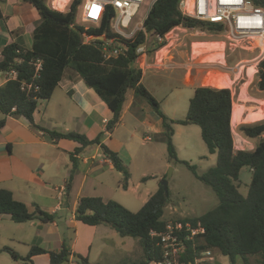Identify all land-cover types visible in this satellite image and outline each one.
I'll return each instance as SVG.
<instances>
[{"label":"trees","instance_id":"16d2710c","mask_svg":"<svg viewBox=\"0 0 264 264\" xmlns=\"http://www.w3.org/2000/svg\"><path fill=\"white\" fill-rule=\"evenodd\" d=\"M32 4L41 16V22L33 32L31 49L16 43L4 47L0 58V74L17 73L15 79L8 80L0 87V129L6 117H23L32 127L47 133L58 142L62 139L77 142L80 147L71 153V161H76L82 149L91 145H101L116 171L122 173L121 185L129 187L130 174L119 154L101 143L102 135L90 140L73 132H58L36 126L34 114L40 102L52 98L59 86L65 70L72 69L93 88L112 111L113 117L107 123L106 131L112 134L119 125L130 91L143 97L154 108L163 121L162 141L167 144L170 161L183 163L191 169L196 178L209 187L217 196L219 204L201 216H187L173 221L164 218L170 202V192L166 195L163 186L151 195L142 209L136 213L129 211L115 201L105 202L101 197H82L76 209V219L89 226L105 225L115 230L121 237H131L140 241L143 256L132 264H147L162 257L160 238L152 232L162 234L169 223H198L205 232L187 243L182 262L194 264L202 257V252L213 250L230 258L234 264L237 257L243 264H264V122L242 125L241 132L250 139L259 138L253 150H235L232 131L234 99L231 89L210 86L196 87L189 103L188 113L183 120H173L161 110L160 103L143 85V71L138 66L141 55L137 50L146 45L151 57L163 48L165 43L156 42L181 27L219 33L222 27L208 24L185 16L180 10L181 0H156L151 7L144 26L146 34L139 32L134 42L126 40L123 53L109 60L105 59L106 43L98 37L115 38L109 26V17L100 26L82 24L78 21L81 0L72 4L68 12L52 10L47 0H22ZM3 17L0 9V19ZM92 26V27H89ZM92 37L87 41V37ZM152 37L155 41L148 46ZM116 44H110L114 48ZM41 69L37 71V64ZM31 86V88H29ZM258 87L264 92V60L259 64ZM196 125L209 153L217 156L216 165L199 175L196 166L180 161L174 144L175 125ZM252 170V180L247 197H244L236 182L242 168ZM74 171V168L73 170ZM72 175L68 180L67 192L71 187ZM0 215H7L17 224L40 220L54 221L55 216L36 207L30 211L26 204L15 199L9 190L0 188ZM0 248V253H1ZM70 247L64 245L60 252H50V264H65L69 261ZM11 259L31 261L32 257L45 254V250L32 247L26 257L7 248ZM83 264H90L79 255ZM202 264H218L204 262Z\"/></svg>","mask_w":264,"mask_h":264},{"label":"crops","instance_id":"0c3cea01","mask_svg":"<svg viewBox=\"0 0 264 264\" xmlns=\"http://www.w3.org/2000/svg\"><path fill=\"white\" fill-rule=\"evenodd\" d=\"M0 9L3 15L0 19V58L4 47L11 43L31 49L33 32L41 22L38 10L22 0H0ZM170 49L172 46L169 52ZM181 55L184 56L183 52ZM141 58L139 67L143 71V84L148 71L158 69L164 62L165 65L172 63L158 52L156 57L150 58L146 54ZM176 68L188 70L184 64H177ZM189 75L187 71L188 79ZM7 78V74H0V87L7 82ZM112 117V111L97 92L88 87L77 72L66 69L52 98L39 103L34 122L46 130L73 132L90 140L104 133L101 143L119 155L124 151L129 159L128 145L141 128L144 130L141 146L145 142H154L155 138L164 143L162 119L134 91L128 93L121 121L110 134L105 131L107 124L104 121L109 122ZM2 118L0 113V120ZM122 130L129 133V137H118ZM78 147L77 142L66 139L53 141L47 133L32 127L23 117H6L5 125L0 129V188L11 191L15 199L26 204L30 211L38 206L55 218L48 223L33 220L17 224L9 216L0 215V239L3 242L0 241V264H50L49 253L60 252L64 245L71 250L69 261L65 264H83L76 247L78 223L86 225L76 219L79 200L82 197H101L105 202L110 201L122 173L115 170L101 145L85 147L75 155L73 163L71 153ZM71 175L72 183L67 192ZM89 227H94V233L98 232V235L115 236L105 225ZM89 242L91 247V240ZM32 247L47 253L24 262L11 259L7 252V248H11L25 257Z\"/></svg>","mask_w":264,"mask_h":264},{"label":"rangeland","instance_id":"374dc122","mask_svg":"<svg viewBox=\"0 0 264 264\" xmlns=\"http://www.w3.org/2000/svg\"><path fill=\"white\" fill-rule=\"evenodd\" d=\"M154 1L146 0L145 6L152 5ZM47 2L51 8L52 0H47ZM145 6L139 16H142ZM110 31L114 33L112 29ZM91 38L88 37L87 41H90ZM103 38L107 39L105 36L98 37L100 40H104ZM154 39L158 44L165 43V46L151 57H156L158 52L160 56L172 63L165 65L164 62L157 67L158 69L148 71L145 75V85H143L149 87L148 90L160 103L163 113L173 120L185 119L196 87H214L206 84V78L229 76L233 80V84L229 87L233 94V105H241L240 110L237 109L238 115L241 116L240 119H236L231 124L235 150H253L260 139L247 138L240 128L245 124L254 125L264 122V92L258 87L259 64L262 60L258 59L259 52L255 49V44L230 40L224 32L213 33L181 27L175 28L162 40ZM154 39L149 38L148 46L155 41ZM193 43L196 44L193 45ZM197 43L205 44V46L199 45L198 50L196 49ZM212 43L224 45L223 68L211 62L213 52L206 44ZM171 46L172 49L169 52ZM193 51L195 52L193 53ZM181 52L184 56L181 55ZM173 54L174 56H172ZM141 60L138 62V66L142 62ZM177 64H184L188 70L186 68L177 69ZM251 68L256 71L252 77L250 75ZM187 71L190 74L189 79L186 77ZM245 88L246 94L241 96ZM143 100L152 109V112H155L148 101L144 98ZM174 129V144L180 161H186L196 166L199 175L208 172L216 165L217 156L209 153L198 126L175 125ZM143 131L141 128L137 137L128 145L131 158L129 159L124 151L119 155L130 174L129 187L124 190L120 186L122 181V176H120L117 180L118 184L116 183V191L110 199L136 213L142 209L149 197L156 193L163 182L167 181L170 202L165 209L164 218L166 220L173 221L187 216H201L216 207L219 200L215 193L199 181L186 165L169 160L166 143H161L155 138L154 142H145V145L141 146L144 137ZM117 136L127 138L129 133L122 130ZM251 180V169L249 167L242 168L236 184L244 197H247L249 193ZM94 230V227L78 223L77 255L88 259L91 264H132L142 258L143 248L139 240L121 237L111 228L110 230L115 234L114 237L98 235L99 233H94ZM89 240L92 243L91 247L88 244ZM0 241L3 243L2 239ZM70 243L72 244L73 241ZM214 257L218 264H232L230 258L218 252H214ZM80 262L82 263L81 260ZM234 264H243L242 259L237 257Z\"/></svg>","mask_w":264,"mask_h":264},{"label":"built area","instance_id":"2783aa9c","mask_svg":"<svg viewBox=\"0 0 264 264\" xmlns=\"http://www.w3.org/2000/svg\"><path fill=\"white\" fill-rule=\"evenodd\" d=\"M75 1L77 0H52L51 9L68 12ZM145 2L146 0H81L78 15L80 23L100 26L103 20L109 17V29L114 31L111 33L115 38L103 41L106 43V60L123 53L126 40L134 42L139 32L146 34L144 23L154 2L148 7ZM144 6L145 10L142 16H139ZM179 6L187 17L222 27L220 32L226 33L230 40L240 43L253 42L259 52L258 59H264V0H181ZM158 39L162 40L160 37ZM114 43L116 46L109 48V45ZM137 52L146 57V45L139 47ZM40 69L41 62L37 64V71ZM7 75V81L17 77L15 71ZM104 123L108 122L105 120ZM204 232L200 223L195 226L191 222H171L165 233L152 232L151 235L160 238L162 257L147 264H186L182 262L181 257L186 253L187 243L195 241L196 237ZM215 261L214 251L207 250L202 252V257L194 264Z\"/></svg>","mask_w":264,"mask_h":264},{"label":"bare ground","instance_id":"6f19581e","mask_svg":"<svg viewBox=\"0 0 264 264\" xmlns=\"http://www.w3.org/2000/svg\"><path fill=\"white\" fill-rule=\"evenodd\" d=\"M199 45L202 46V47L205 46V44L199 43L197 45V48H196L198 50H199ZM206 45L209 46V48L211 49L210 51L213 52L212 55H211V62L213 64H224V60H223V56L224 55H223V52H222V51H224L223 50L224 49V45L221 44V43H212V44H206ZM198 50H197V52H198ZM200 51H202V50H200ZM200 54H201V52H200ZM255 72H256L255 69L251 68V72H250L251 77L254 75ZM205 82H206V84L208 83L210 85H213L214 87H224V88H229L233 84V80H231L229 76H226L225 78H221V77L206 78ZM245 90H246V88L241 93V96L246 94ZM240 106L241 105H237V104H235V106H234L232 123H234V121H236V119H240V117H241L240 115H238V110H237L238 108L240 110Z\"/></svg>","mask_w":264,"mask_h":264},{"label":"water","instance_id":"95a60500","mask_svg":"<svg viewBox=\"0 0 264 264\" xmlns=\"http://www.w3.org/2000/svg\"><path fill=\"white\" fill-rule=\"evenodd\" d=\"M98 39V38H97ZM104 39V38H103ZM98 40H100V39H98ZM105 40V39H104ZM104 40H101V41H104ZM111 41L110 39H106V41ZM162 186H163V188H164V191H165V193H166V195H168V182L167 181H164L163 182V184H162Z\"/></svg>","mask_w":264,"mask_h":264}]
</instances>
